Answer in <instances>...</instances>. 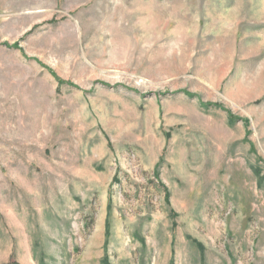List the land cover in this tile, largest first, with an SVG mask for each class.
I'll use <instances>...</instances> for the list:
<instances>
[{
	"label": "rangeland",
	"instance_id": "rangeland-1",
	"mask_svg": "<svg viewBox=\"0 0 264 264\" xmlns=\"http://www.w3.org/2000/svg\"><path fill=\"white\" fill-rule=\"evenodd\" d=\"M0 264H264V0H0Z\"/></svg>",
	"mask_w": 264,
	"mask_h": 264
}]
</instances>
